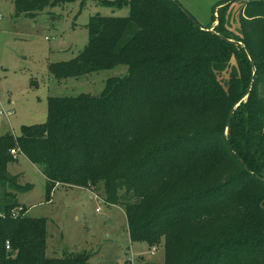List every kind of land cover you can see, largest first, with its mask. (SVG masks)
<instances>
[{
    "label": "trees",
    "instance_id": "16d2710c",
    "mask_svg": "<svg viewBox=\"0 0 264 264\" xmlns=\"http://www.w3.org/2000/svg\"><path fill=\"white\" fill-rule=\"evenodd\" d=\"M66 1L15 6L36 17ZM100 3L129 14L92 16L88 45L50 73L128 74L99 96L51 97L46 123L0 136V264H90L87 253L47 256V221L27 215L17 197L29 185L9 172L20 154L42 168L47 200L58 185L103 186L131 240L163 246L164 264H264V0H241L236 34L231 2L210 26L178 0Z\"/></svg>",
    "mask_w": 264,
    "mask_h": 264
},
{
    "label": "rangeland",
    "instance_id": "374dc122",
    "mask_svg": "<svg viewBox=\"0 0 264 264\" xmlns=\"http://www.w3.org/2000/svg\"><path fill=\"white\" fill-rule=\"evenodd\" d=\"M101 1L69 0L31 17L17 14L15 0H0V136H19L25 125L46 123L51 97L99 96L108 79L128 74L124 64L80 77L56 78L50 73V64L70 61L88 45L92 16L129 14L128 7ZM178 1L203 26H210L220 8L231 2L227 22L238 33L241 0ZM9 172L29 185L17 197L26 204L27 215L47 221L48 257L87 253L90 264H164L163 246L131 240L124 206L110 203L103 186L91 185V191L58 185L47 200V180L39 165L20 154Z\"/></svg>",
    "mask_w": 264,
    "mask_h": 264
},
{
    "label": "water",
    "instance_id": "95a60500",
    "mask_svg": "<svg viewBox=\"0 0 264 264\" xmlns=\"http://www.w3.org/2000/svg\"><path fill=\"white\" fill-rule=\"evenodd\" d=\"M216 27V26H215ZM215 27H213V28H211V31H214V29H215ZM226 39V38H225ZM228 41H230V42H232V43H235V44H237V45H240V46H243V44H242V42H237V41H234V40H230V39H227ZM246 96L245 97H243V99H242V101H244V100H246ZM239 104H237V106H238ZM236 106V107H237ZM235 107V108H236ZM233 112H234V110L231 112V114H230V117H229V120H228V124H227V128H229L230 127V125H231V123H232V114H233ZM245 167L248 169V166H246L245 165ZM257 178L259 179V180H261L262 182H264V178H262V177H258L257 176Z\"/></svg>",
    "mask_w": 264,
    "mask_h": 264
},
{
    "label": "built area",
    "instance_id": "2783aa9c",
    "mask_svg": "<svg viewBox=\"0 0 264 264\" xmlns=\"http://www.w3.org/2000/svg\"><path fill=\"white\" fill-rule=\"evenodd\" d=\"M1 114L6 115L7 113H6V112H1ZM7 115H9V114H7ZM12 153H13L14 155H16V154L18 153V151L15 150V149H13V150H12ZM21 209H22V208H19L18 211H16V212L14 213V216L18 215ZM7 248L10 249V243H9V242H7Z\"/></svg>",
    "mask_w": 264,
    "mask_h": 264
},
{
    "label": "crops",
    "instance_id": "0c3cea01",
    "mask_svg": "<svg viewBox=\"0 0 264 264\" xmlns=\"http://www.w3.org/2000/svg\"><path fill=\"white\" fill-rule=\"evenodd\" d=\"M16 175H18V174H16ZM61 186V185H60ZM68 186V185H67ZM69 187H78V186H69ZM57 188V187H56ZM85 189V188H84ZM88 190H91V189H89V188H87ZM92 191V190H91ZM25 207H26V204H23ZM27 208V207H26ZM28 212V211H27Z\"/></svg>",
    "mask_w": 264,
    "mask_h": 264
}]
</instances>
